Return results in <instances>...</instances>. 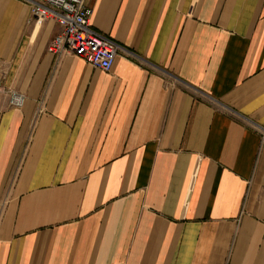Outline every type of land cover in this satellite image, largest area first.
<instances>
[{"label": "crops", "instance_id": "obj_1", "mask_svg": "<svg viewBox=\"0 0 264 264\" xmlns=\"http://www.w3.org/2000/svg\"><path fill=\"white\" fill-rule=\"evenodd\" d=\"M89 3L109 72L0 0V264H264V0Z\"/></svg>", "mask_w": 264, "mask_h": 264}, {"label": "built area", "instance_id": "obj_2", "mask_svg": "<svg viewBox=\"0 0 264 264\" xmlns=\"http://www.w3.org/2000/svg\"><path fill=\"white\" fill-rule=\"evenodd\" d=\"M29 7L33 19L53 21L60 27L51 41L48 51L62 56L70 54L85 60L95 69L111 71L119 52L134 57L114 40L93 28L94 6L90 0H21ZM11 104L21 106L23 98L11 96Z\"/></svg>", "mask_w": 264, "mask_h": 264}]
</instances>
